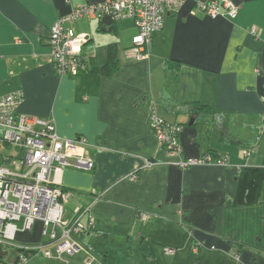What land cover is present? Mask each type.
Returning a JSON list of instances; mask_svg holds the SVG:
<instances>
[{
    "label": "crops",
    "instance_id": "crops-1",
    "mask_svg": "<svg viewBox=\"0 0 264 264\" xmlns=\"http://www.w3.org/2000/svg\"><path fill=\"white\" fill-rule=\"evenodd\" d=\"M99 1L0 0V99L19 91V112L53 120L62 137L85 138L82 152L94 163L57 171L70 193L66 219L88 209L104 237L99 264L111 262L108 242L135 264H264V0H231L234 19L210 17L198 6L206 0H184L138 60L123 56L132 19L66 21L70 35L89 37L80 49L87 68L57 75L51 24ZM112 42L117 67L99 75ZM152 112L181 125V159L221 163L180 167L149 129Z\"/></svg>",
    "mask_w": 264,
    "mask_h": 264
},
{
    "label": "built area",
    "instance_id": "built-area-1",
    "mask_svg": "<svg viewBox=\"0 0 264 264\" xmlns=\"http://www.w3.org/2000/svg\"><path fill=\"white\" fill-rule=\"evenodd\" d=\"M183 1L103 0L76 5L49 28L48 44L55 73L76 75L87 68L80 49L89 37L87 34L70 35L64 25L66 21L81 17L102 20L105 16L111 20L132 19L136 34L130 47L123 50V56L128 60H138L148 54L151 36L162 28L166 12L177 9ZM198 6L210 17L224 15L230 19L236 18L239 10L231 0H206ZM22 101L23 95L19 91L0 99V143L14 146L21 155L19 158L3 157L0 161V247L5 252L0 255V264H32L29 254L34 255L36 248L15 243V239L18 232L32 233L36 221L40 224L46 258L68 262L67 257L82 251L93 255L84 263L93 264L96 255L89 252L79 239L81 232L93 226L88 218V209L76 208L71 218H64L62 203L70 193L59 187L56 179V173L61 168L93 169V161L82 152L87 142L83 137L68 139L60 136L53 120L19 112ZM262 115L264 118V110ZM148 126L165 152L179 157L176 164L180 167L221 163V159L215 160L210 155L181 159V125L167 122L152 112L148 117ZM153 164L145 160V166ZM129 177L136 178V174L132 173ZM138 215L141 221L145 220V213ZM163 251L167 255L174 254L173 248L164 247Z\"/></svg>",
    "mask_w": 264,
    "mask_h": 264
},
{
    "label": "rangeland",
    "instance_id": "rangeland-1",
    "mask_svg": "<svg viewBox=\"0 0 264 264\" xmlns=\"http://www.w3.org/2000/svg\"><path fill=\"white\" fill-rule=\"evenodd\" d=\"M129 41V37L127 35H125L123 37V43L126 45ZM21 155L19 153V151L12 145L9 144H4V143H0V161L4 158L7 157H11V158H19ZM67 201H64L62 204L65 207V204ZM64 218H66V214L64 213ZM40 228H39V222H35V224L33 225V231L32 233H17L16 234V239H15V243H20L22 245H27V246H34L36 248V251L34 252V255L29 254L30 257V261L32 262V264H85L84 260L90 256H93L91 254H84L82 251L74 256H69L67 257L68 262H62V261H58V260H53V259H48L43 255V250L46 248L43 246V240L40 232H39ZM110 255L109 257L111 258V262L110 264H135V260L132 262H129V259L126 260V258L124 257V259H119L120 257L116 254H114L113 252V248L110 242H108V244H106ZM5 250H8V247L3 246ZM51 248V247H49ZM11 249L8 250V252H10ZM99 251V250H98ZM101 250L98 253V257H101ZM137 254V253H136ZM128 257H131V253L130 251L127 253ZM96 256V260L93 262V264H99V259Z\"/></svg>",
    "mask_w": 264,
    "mask_h": 264
},
{
    "label": "trees",
    "instance_id": "trees-1",
    "mask_svg": "<svg viewBox=\"0 0 264 264\" xmlns=\"http://www.w3.org/2000/svg\"><path fill=\"white\" fill-rule=\"evenodd\" d=\"M116 54H117L116 43L115 42L109 43L106 49V60L98 68L99 75L108 76L114 71V69L117 67ZM80 72L81 71H79L78 73ZM182 105L184 107L185 104L183 103ZM221 132L224 135H226V130L223 129L222 127H221ZM79 239L81 240V242L83 243V245L86 247V249L89 252L97 256L99 252L98 250H100V246L102 245L104 237L103 235L96 234V231L94 230L93 226H91V227H88L84 233L81 232V234L79 235ZM104 257L105 255L102 253L100 257L102 263L104 261L103 260Z\"/></svg>",
    "mask_w": 264,
    "mask_h": 264
},
{
    "label": "water",
    "instance_id": "water-1",
    "mask_svg": "<svg viewBox=\"0 0 264 264\" xmlns=\"http://www.w3.org/2000/svg\"><path fill=\"white\" fill-rule=\"evenodd\" d=\"M102 23L104 24V25H106V26H109L110 24H111V19H110V17L109 16H105V17H103V19H102ZM4 254V252L1 250V247H0V255H3Z\"/></svg>",
    "mask_w": 264,
    "mask_h": 264
}]
</instances>
